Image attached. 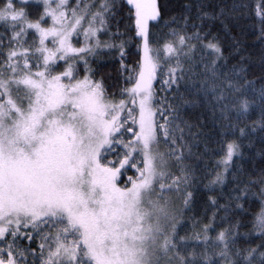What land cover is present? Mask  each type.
I'll return each instance as SVG.
<instances>
[{
    "label": "snow or ice",
    "instance_id": "obj_1",
    "mask_svg": "<svg viewBox=\"0 0 264 264\" xmlns=\"http://www.w3.org/2000/svg\"><path fill=\"white\" fill-rule=\"evenodd\" d=\"M16 3L28 0H0V26L5 28L0 33V256L7 257L0 258V264H200L199 257L204 264H215L204 252L182 254L188 237L177 239V221L169 211L172 193H182L185 205L194 195L188 191L192 171L185 161L201 132L183 116L182 106L201 101L182 99L177 105L172 103L175 94L166 93L174 87L178 92L181 81L202 75L205 79L195 94L203 97L214 119L219 111L223 128L234 127L231 113L248 111L250 101L242 97L248 90L245 85L250 87L253 81L246 79L249 67L240 41L233 37L226 53L219 32L212 31V22L219 20L229 31L227 18L243 5L233 4L229 9L219 4L216 10L201 2L196 5L199 23L189 14L193 5H185L184 13L164 21L165 26L176 25L167 33L173 39H164L154 48L149 21L160 22L158 0H127L135 8L136 34L142 40L137 47L142 54L132 74L124 77L130 86L121 89L120 95L128 99L115 101L109 98L103 77L93 79L96 69L86 59L107 49L117 54L124 71L129 70L123 63L128 41L101 42L99 36L106 16L114 15L112 0H100L96 11H90L92 4L81 8L80 0L71 9L67 0H43V11L35 20ZM88 15V26L83 27ZM97 22L99 27L94 26ZM189 27L195 31L188 32ZM81 28L88 42L76 47L72 37ZM27 30H34L31 43L22 39ZM260 33L259 39L264 40V27ZM111 35L126 33L117 26ZM198 48L210 50L214 58L197 59ZM235 57L239 59L230 64ZM173 58L171 65L168 61ZM60 61L65 67L56 71ZM80 63L83 76L77 75ZM201 66L202 70L194 71ZM165 67V78L160 79L165 95L157 97L153 81ZM259 96L264 129V87ZM161 137L169 145L165 152L159 150ZM239 152L236 141L227 143L222 161L225 172ZM108 155L117 157L118 166H111L115 160L101 163ZM127 166L138 175L129 177L122 188L117 180ZM224 182L225 175L217 173L210 184ZM232 191L231 200L242 209L247 186ZM222 207L227 211L230 205ZM57 225L62 227L55 233L44 231ZM240 226L239 221L230 224L216 237L224 264H264V240L244 249L236 246ZM210 227L203 225V232ZM255 227L264 236V212L257 216ZM69 236L75 238L69 241ZM37 238L39 254L31 248ZM24 240L27 244H21Z\"/></svg>",
    "mask_w": 264,
    "mask_h": 264
},
{
    "label": "trees",
    "instance_id": "obj_2",
    "mask_svg": "<svg viewBox=\"0 0 264 264\" xmlns=\"http://www.w3.org/2000/svg\"><path fill=\"white\" fill-rule=\"evenodd\" d=\"M15 2V0H14ZM100 0H80L81 8L86 4H92L90 11H96V5ZM210 4L212 8H216L219 4L226 5L229 9L233 4L243 5L237 9V14L227 18L229 31H225L223 25L219 20L212 22V31L219 32L225 52L231 50L233 37L240 41L241 47L244 51L241 55L247 57L245 63L249 67L247 80L253 81L249 87L245 85L248 90L244 92L243 97L250 101L249 109L243 115H237L235 111L231 113L232 123L234 127L223 128L222 121L219 120V111L216 112V118H213V112L206 104L203 97L195 94V89L201 87L204 81V76H193L180 82L179 91L175 87L172 91L166 93L167 96L172 97L174 94L176 98L172 100L173 104L180 105L182 99H199L201 102L196 105H183V116L192 122H195L201 132L200 141L193 147L192 155L186 159L187 164L192 171L191 187L188 191L194 193L190 203L185 205L182 200V193H172L171 206L177 221V232L180 236L188 237L186 246L181 248L182 254L195 250L197 253L204 252L215 264H224V257L219 255L222 251V245L216 242V237L220 230L227 229L230 224L240 222L238 229L239 236L236 239V246L244 249L248 246H256L264 240V236L260 235L255 227L256 218L264 212V129L261 128V104L259 92L261 87H264V69L261 68V57L264 55V40H260V29L264 27V0H158L161 6L162 17L160 22L149 21L150 41L154 48L163 44L164 39L172 40L173 37L168 36L167 33L172 27L176 25L169 24L165 26L164 21L170 20L174 15L179 16L186 11L185 5L191 4L190 15L193 21L197 20V8L199 3ZM114 7L112 12L114 15L106 16L107 23L104 29L99 33L101 42H119L126 40L125 44L126 57L123 63L129 66L128 71L121 68V61L116 53L110 52L107 49L98 50V55H88L89 65L96 69L93 79H100L103 77L104 85L109 98L113 100L128 99L126 96H121L120 91L130 84L124 79L125 76L131 75V69L136 68V64L140 59L141 48L140 38L136 34L135 29V8L129 5L127 0H112ZM70 4L75 6L77 0H70ZM16 7L24 8L29 13V18L35 20L38 18V13L43 11V7L39 2L28 1L27 4L16 3ZM90 19V15L86 16ZM48 22V20H47ZM208 21L205 20V27ZM119 26L120 32L126 33L123 36L113 37L111 33L117 31ZM5 28L0 26V33H3ZM188 32H193L195 29L189 27ZM29 36H34L33 32L28 31ZM76 43L79 41L76 39ZM192 43H196L192 41ZM203 57L210 60L213 57L210 50L197 49L196 58ZM239 57L230 59L229 63H236ZM163 63V59L161 60ZM182 62L183 59H182ZM60 66L56 71L62 70L65 65L62 61L58 62ZM169 64H175V58L168 61ZM185 67H187V63ZM80 71L78 76L84 75L83 63L78 64ZM202 70L194 69V71ZM138 72V69H137ZM167 68L158 70L157 79L153 81V87L157 97L165 95L161 91L160 79L165 78ZM244 84V81H240ZM181 94H183L181 96ZM129 107H132L129 104ZM137 115V111L135 113ZM167 115V113H165ZM125 120L127 119L124 114ZM127 127L131 128L132 123L128 121ZM244 129V133L240 129ZM194 128L193 131H196ZM125 139H130L126 136ZM236 141L240 145V152L233 156L229 163V170L225 172V165L222 162L227 151V143ZM206 145V146H205ZM167 142L163 137L160 138L159 150L165 152L168 148ZM122 152V150H119ZM242 153V154H241ZM122 158V156H121ZM108 160H115L116 163L111 165L118 166L119 160L115 155H108L101 160L102 163H107ZM136 161H133L135 163ZM142 166V165H140ZM173 171L176 169L173 167ZM217 173L225 175V182L223 185L210 184ZM179 175V172H176ZM138 175L135 169L127 166L126 170H122L118 183L120 185H127L129 177L135 178ZM251 181V183H250ZM247 186V198L240 201L244 207L236 208L235 202L231 200L234 195L233 189L236 187L244 188ZM215 198V203L210 199ZM223 205H230L225 210ZM215 214V216H214ZM214 216V218H213ZM211 224L207 233L203 232V225ZM62 227L57 225L44 229L45 232L55 233L57 228ZM23 231V229H21ZM31 232V229H28ZM207 236L205 240L203 237ZM75 237L69 236L68 240ZM41 241L37 238L32 241L31 248L35 249L39 254L40 249L38 245ZM54 243V242H53ZM183 244V242H181ZM21 244H27V241H21ZM231 248V245H230ZM235 252V248H231ZM47 251V250H45ZM0 258L7 259L6 255ZM37 255V260H39ZM29 261L32 256H28ZM200 264H204L203 257H199Z\"/></svg>",
    "mask_w": 264,
    "mask_h": 264
},
{
    "label": "rangeland",
    "instance_id": "obj_3",
    "mask_svg": "<svg viewBox=\"0 0 264 264\" xmlns=\"http://www.w3.org/2000/svg\"><path fill=\"white\" fill-rule=\"evenodd\" d=\"M28 1L39 2V3H41V5H42V7H43V0H28ZM67 4H68L69 9H71L72 7H74L73 5L70 4V0H67ZM17 8H20V7H17ZM46 19L48 20V23L51 22V21H50V18H46ZM87 26H88V19L86 18V19L84 20V22H83V27H87ZM94 26L99 27L98 22H97V24H95ZM28 31H30V32L32 31L33 34H34V30H27V35H26L25 37H22V39H26V40L28 41V43H31V42L33 41V39H34V36L30 37ZM36 39H38V36L36 37ZM76 39L79 41V43H76V41H75ZM87 42H88V41H86V39H85V36H84V34H83V29H82V28L80 29V31H79L78 33H74V34H73V37H72V43H73L74 46H76V47H82V46H84ZM91 42L94 43L95 41H91ZM140 43H142L141 38H140ZM25 46H28V45L25 44ZM49 46H51V44H49ZM141 54H142V49H141ZM63 69H64V68H63ZM63 69L60 70V71H63ZM115 101H119V100H115ZM137 116H138V109H137ZM101 163H102V162H101ZM117 184H118L120 187H122V188L125 187V185H120V184L118 183V180H117ZM169 211L172 212V213H174V212H173V208H172V206H171V203H170V205H169Z\"/></svg>",
    "mask_w": 264,
    "mask_h": 264
}]
</instances>
